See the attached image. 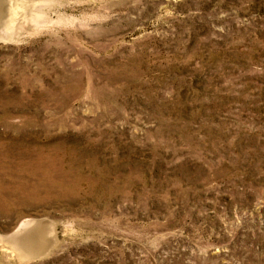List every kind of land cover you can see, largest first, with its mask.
Returning a JSON list of instances; mask_svg holds the SVG:
<instances>
[{
    "label": "rangeland",
    "instance_id": "rangeland-1",
    "mask_svg": "<svg viewBox=\"0 0 264 264\" xmlns=\"http://www.w3.org/2000/svg\"><path fill=\"white\" fill-rule=\"evenodd\" d=\"M22 1L0 264H264V0Z\"/></svg>",
    "mask_w": 264,
    "mask_h": 264
},
{
    "label": "bare ground",
    "instance_id": "bare-ground-1",
    "mask_svg": "<svg viewBox=\"0 0 264 264\" xmlns=\"http://www.w3.org/2000/svg\"><path fill=\"white\" fill-rule=\"evenodd\" d=\"M21 1H22V0H21ZM22 2H23V1H22ZM22 2H21V4H22ZM24 2H26V0H24ZM10 3H11V2H10ZM13 3H14V2H13ZM16 3H17V2H15V4H16ZM19 4H20V1H19ZM17 5H18V4H17ZM24 5H25V3H24ZM19 6L22 7V5H19ZM13 9H14V8H13ZM16 10H17V9H16ZM15 12H17V11H15ZM15 17H16V16H15ZM9 25H11V24H9ZM12 25H13V24H12ZM11 30H12V28H11ZM10 32H11V31H10ZM7 33H8V32H7ZM11 33H12V32H11ZM12 34H13V33H12ZM25 224L27 225L28 223H24V222L22 223V225H25ZM22 225H21V226H22Z\"/></svg>",
    "mask_w": 264,
    "mask_h": 264
}]
</instances>
